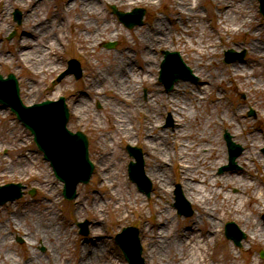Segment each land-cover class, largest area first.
Returning a JSON list of instances; mask_svg holds the SVG:
<instances>
[{"label":"bare ground","instance_id":"6f19581e","mask_svg":"<svg viewBox=\"0 0 264 264\" xmlns=\"http://www.w3.org/2000/svg\"><path fill=\"white\" fill-rule=\"evenodd\" d=\"M24 1L30 7L26 11L25 24L38 20L39 25L33 30L29 27L22 28L20 48L12 53L13 62L29 64L40 71L53 69L56 61H52L49 44L53 36L49 33L57 17L63 16L62 10L57 13L49 11L42 17L43 14L38 10L39 1L45 0ZM99 1L65 0L63 8L65 7L67 11L79 8L84 14L90 12L99 16L97 10ZM111 1L121 4L140 1L153 5L156 1L162 0ZM171 2L173 11L169 12L167 17L158 16L153 23L139 26L135 31V44L142 64L132 63V57L128 53L120 57L112 54L108 61L102 58L101 67L93 73L87 90L95 91L94 96L98 97V85L107 83V90L114 91L104 103L109 105L117 116L112 123L115 135L120 134L133 142L135 126L132 124V118L135 113L142 116L141 131L136 140L141 142L144 148L147 174L156 181V194L167 197L166 200L159 199L153 208V212L158 214V219L152 220L150 225L143 226L148 245L145 256L150 259V264H240L243 258L240 253L233 254L228 250L226 256L220 257L210 250L219 238L221 221L226 218L239 220L249 229L246 240L251 246L248 253H252L261 245L264 247V224L255 214L264 205V192L259 184L264 177V154L260 150L264 143V122L262 123L261 119L248 118L245 112L247 102L252 106H264V92L261 91L264 89L261 88L264 86V77L261 78L264 71L258 69L264 59V39L261 38L263 28L260 25L252 27L247 42H244L250 46L253 54L258 55L259 60L235 61L226 66H219L215 55L219 53L218 48L224 42L223 35L238 33L247 21L252 20L255 16L252 11L254 1L214 0L221 7L217 12L218 19L214 32H207L204 26L206 15L202 14L199 0ZM1 12L0 9V17ZM179 19L182 26L174 35L173 27ZM107 28L109 24H104L103 29L97 28L94 36L86 38L94 44L99 34ZM35 29L38 31L40 29L41 36H44L40 42H34ZM215 34L220 37V44L212 39ZM185 35L188 37L185 38ZM166 45L180 46L181 50L191 57L196 66L194 71L202 79L200 84H196V88L192 86L194 82L179 80L171 91L164 92L161 86L150 78L152 70L155 69L153 53ZM7 60L8 57L0 59V62ZM256 74L259 78L252 84L250 77L257 76ZM138 79L149 90L150 95L147 99L138 94ZM227 80L230 85L226 83ZM212 85L221 87L222 92L214 94L210 102H207L204 94L210 91ZM227 87L236 95L246 91L251 93L258 88L260 90L254 100L245 102L234 99L230 92L226 94ZM31 89L32 87L29 93ZM73 99L74 111L78 114H87L90 108L89 99L82 94ZM161 112L173 117L172 126L161 127L163 119ZM226 132H230L234 139L242 144L244 150L237 159L239 168L219 173V167L228 162V148L224 138ZM107 141L105 138V142ZM106 155L109 156L108 153ZM170 161L177 162L184 194L197 205L198 210V216L192 222L178 221L175 227L173 225L177 217L171 213L172 208L167 204L170 201L166 195V191L173 188ZM103 167L106 168L105 165ZM254 167L259 171L254 172ZM106 170L107 175L111 177L112 169L107 167ZM110 185L113 188L111 194L116 197L113 202L116 207L145 206L144 201H138L137 196L136 199H131L132 202H128L124 196L121 197L123 195L121 179L118 183L119 191L114 189L113 184ZM232 187L237 188L238 192L232 193ZM249 188H252V194L246 199L244 195ZM55 217L58 218V214ZM56 218L39 217L36 223L40 227L36 229V233L42 236L40 237L42 243L53 244L60 252L61 258V246L63 247L65 239L62 238V225L56 227L53 224ZM14 219L16 222L17 218ZM7 229L5 223H1L2 245L9 240ZM103 246L98 237L81 244L77 264H104ZM9 255L8 252L0 251V263ZM35 259L38 260V264H46L37 253L27 264H33ZM20 263L18 261V264ZM63 263L67 264V259H64ZM247 264H264V260L249 257Z\"/></svg>","mask_w":264,"mask_h":264},{"label":"rangeland","instance_id":"374dc122","mask_svg":"<svg viewBox=\"0 0 264 264\" xmlns=\"http://www.w3.org/2000/svg\"><path fill=\"white\" fill-rule=\"evenodd\" d=\"M199 1L202 14H209L204 19V26L207 32H214L216 28L214 26H216L218 19L217 12L221 10V7L214 0ZM253 1L252 11L255 16L252 20L247 21L238 33L223 35L224 42L218 48L219 53L215 55V60L219 66L233 63H226L224 60L225 51L230 48L235 49L237 53L247 51L245 57L240 59L241 62L244 60H259L258 55L253 54L250 50V46L244 44L250 36L252 27L254 28L256 25H260L263 28L261 38L264 39V16L260 11V1ZM64 3L65 0L39 1L38 10L43 14L42 17L46 16L49 11L57 13L62 10L61 15H63L57 17L54 21V27L49 33L50 36H53L49 44L52 51V61H56V64L52 66L53 69L40 71L29 64L14 63L12 58V53H15L20 48L22 28L29 27L33 30L35 26L39 25L38 20L30 21L27 25L22 21L19 25L13 17L14 9L16 7L21 9L24 16L27 9L30 8L28 4L24 0H2V2L0 0V9L2 10V20L0 21V59L4 60L8 57L7 61L0 62V73L4 76H7L8 73H15L20 80L21 97L27 105L45 99H58L60 96L66 97L71 112L68 127L74 131L82 130L88 135L90 157L95 163V170L88 183H79L77 188L78 196L73 200H67L62 193L63 182L55 176L50 162L44 158L43 152L37 147L31 131L16 117L9 106L0 103V185L10 182H22L26 186L22 197L0 205V225L3 222L5 223L6 227H8L6 233L9 236L6 244H0V251L10 254L0 264H18V261L21 262L20 264H27L28 260L34 257L36 253L41 255L46 264H64V259H67V264H77L80 245L91 242L97 237L104 245V264H129L115 240V235L125 226H137L140 230L144 256L148 245L146 244L147 239L143 232V226L146 224L150 225L152 220L158 219V214L153 212V208L156 207L159 199L166 200L167 197L156 194V181L147 174V159L144 148L141 142L136 140L138 133L141 131V114L135 113L132 118V124L135 126L133 142H130V140L120 134L115 135L112 123L117 119V116L112 108L104 103L114 91L107 90V83L99 84L98 97H95V91L89 92L87 86L90 84L95 70L100 69L102 58L108 61L112 54H117L120 57V55L128 53L132 57V63L142 64L138 47L135 44V31L139 26H147L149 23H153L158 16L167 17V14L173 11L172 2L171 0H162L156 1L151 5L149 2L140 1L121 4L111 0H100L97 6L99 16L90 12L84 14L79 8L67 11L65 7L63 8ZM77 4H79L78 1ZM111 4H115L119 9L125 11L132 10L134 7H144L146 9L144 23L133 28L126 27L118 19V16L113 13L110 7ZM104 24H109V28L99 34L96 42L91 44V40L87 39L86 36H94L96 29H103ZM181 26L182 23L179 19L173 27L174 35L178 33V28ZM15 29L17 30L16 34L10 37ZM33 33L35 35L34 42H40L44 38V36H41L40 29L39 31L35 29ZM186 36L188 37V35H185V38H187ZM212 39L218 44L221 42L217 34L213 35ZM34 42L33 44H35ZM107 42H117V44L114 47H108L106 46ZM163 49L179 50L184 61L193 68V71L196 66L188 53L181 51L182 47L180 46L166 45L163 48L156 49L153 53L155 69L152 70L153 74L150 75V78L155 80L164 92H169L173 88L167 90L165 85L158 79L161 60L164 56L162 53ZM70 57H77L81 61L84 69L83 76L80 79H76L71 74L62 81L54 83L53 81L57 75L68 66ZM258 69L264 71V59L260 62ZM256 75L250 77L252 84H255V81L259 78V75ZM197 76L198 80H180L194 82L192 86L196 88V84H200L202 81L201 76ZM263 77L264 72L261 78ZM138 83L139 96L147 99L150 95L148 88L140 82V79H138ZM226 83L230 85L229 80ZM30 87L32 89L29 93ZM261 88H264V86H261ZM259 90L260 88L254 89V92L251 93L247 91L239 92L236 95L235 92L227 87L225 93L229 94L230 92L234 99L246 102L254 100ZM219 91L222 92L221 87L212 85L210 91L204 94L208 100L207 102H210V98ZM261 91L264 92V89H261ZM81 94L88 98L90 102L87 114H78L73 109V98ZM203 111L204 109L202 108ZM245 112L248 118L253 120L261 119V122H264V106H252L247 102ZM160 115H163L162 128L174 124V119L170 114L161 112ZM105 138L108 140L107 142H105ZM232 139H234L233 136ZM237 143L241 144L240 142ZM127 144L139 146L143 151L145 175L152 184L150 195L140 191L137 183L129 177L128 165L133 157L126 149ZM260 150L264 154V143L260 146ZM107 167L112 169L111 177L106 173ZM169 167L173 188L170 191H166V195L170 201L167 204L172 208L171 213L177 217L173 225L175 227L178 221L180 223L184 222V220L185 222H192L198 216V210L197 205L184 194L186 201L194 209V214L185 216L178 213L175 206V190L178 184L181 188L183 185L180 182L181 177L177 162L170 161ZM258 171L259 169L254 167V172ZM119 179L123 181V195L121 197L124 196L128 202H132L131 199H136L137 196L138 201H144V207H116L114 205L113 202L116 197L111 194L113 192L111 189L113 188L110 183L113 184L114 189L119 191ZM259 184L260 189L264 192V177ZM33 189L36 190L35 194L30 193ZM231 192H238V189L232 187ZM246 192L247 194L244 196L248 199L249 195L252 194V188L246 189ZM257 211L255 214L264 224V205ZM247 212L251 213L250 210H247ZM57 214L58 218L55 217ZM47 216L56 218L53 223L54 226L59 227V225H62V238L65 241L62 243L63 247L61 246V258L57 248L53 244L42 243L40 241L42 236L36 233V229L40 227L36 221L39 217L46 218ZM14 217L17 218L16 222ZM85 219L90 221L88 235L80 234L79 226L77 225L78 221ZM223 220L219 227L220 234L216 241L217 243H215V247L210 252H215L220 257L226 256L228 250L233 254L240 253L243 256L240 264H247L249 257H254L255 260H264V257L261 256V252L264 251L262 245L257 247L252 253H248V248L251 246L246 240L249 236V229L244 227L241 221L234 218ZM228 220H234L247 233L241 246L235 245L231 239L225 236V224ZM20 239H22V242ZM52 241L54 242V239ZM56 259L57 262L55 263ZM144 259L145 264H150V259L147 256ZM33 264H38V260L35 259Z\"/></svg>","mask_w":264,"mask_h":264},{"label":"water","instance_id":"95a60500","mask_svg":"<svg viewBox=\"0 0 264 264\" xmlns=\"http://www.w3.org/2000/svg\"><path fill=\"white\" fill-rule=\"evenodd\" d=\"M262 7L264 9V0H262ZM113 8L126 25L132 27L135 24L142 23L145 13L144 9L136 8L134 11L126 13L118 11L115 6H113ZM15 15V17L21 21V12L19 10H16ZM166 54L170 55L171 53L166 51ZM174 54L178 55V53ZM75 61L76 60L70 61L71 66L59 76V80L69 72H75L77 77L81 75V66L77 61V65L74 66L73 63ZM186 68L191 73V70L188 67ZM182 76L187 75L174 73L167 80L169 87ZM0 101L7 105H11L13 110L17 112L19 118H21L36 134V140L39 146L45 151V156L51 160L57 176L65 181L64 192L66 197H75L77 183L79 181L87 182L94 166L88 156V139L86 135L82 132L73 133L66 127L69 112L65 105L64 97H61L59 102L45 101L32 106H26L20 98L18 80L15 75L10 74L7 79H4L2 75H0ZM234 146L235 145H232L233 148ZM236 147L239 148V146ZM129 149L138 159L137 163L132 162V170L130 171L131 176L133 179L140 180L136 168H139L140 171L143 170L141 150L132 146H129ZM135 150L138 152H135ZM238 153L239 151L235 150L232 163ZM233 165L234 164L231 166ZM224 168H228V166ZM141 187H143V185H141ZM21 188V184H8L4 188L1 187L0 193L2 191L3 193L6 192L4 196L1 197L0 203L8 199L19 197L22 194ZM146 189L148 192L150 191V187ZM81 225L83 231L87 233L88 222L85 221L81 223ZM130 231L134 233V236L129 233ZM229 235L234 237L238 244L240 243L241 235L232 232H229ZM137 237L138 229L131 227L124 229V232L117 236V241L123 248L130 264H143V259L140 256L141 247L139 246V239Z\"/></svg>","mask_w":264,"mask_h":264}]
</instances>
